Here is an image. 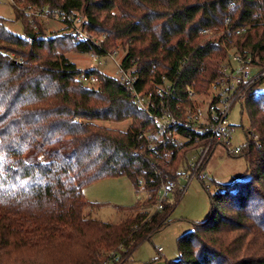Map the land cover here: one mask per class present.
Wrapping results in <instances>:
<instances>
[{
    "label": "trees",
    "instance_id": "1",
    "mask_svg": "<svg viewBox=\"0 0 264 264\" xmlns=\"http://www.w3.org/2000/svg\"><path fill=\"white\" fill-rule=\"evenodd\" d=\"M16 1L81 15L85 28L108 40L104 49L75 43L69 27L47 33L15 7L22 37L0 18V264H102L112 252L121 256L114 264H125L171 223L176 205L168 200L152 212L147 204L177 178L184 150L172 143L159 153L146 150L138 137L156 129L151 114L126 85L98 68L79 69L67 54L103 55L120 41L128 47L123 66L142 69L138 90L154 89L166 75L181 93L188 84L207 92L227 55L228 18L248 28L234 40L236 50L264 71V0ZM214 28L220 31L203 34ZM84 76H97L98 87L86 86ZM263 79L243 105L250 121L239 154L247 161L245 179L211 197L210 218L179 238L180 257L168 264H264V92H257ZM125 121L132 122L126 132L99 124ZM122 176L135 187L144 181L149 203L120 207L118 224L89 215L100 204L85 189Z\"/></svg>",
    "mask_w": 264,
    "mask_h": 264
},
{
    "label": "built area",
    "instance_id": "2",
    "mask_svg": "<svg viewBox=\"0 0 264 264\" xmlns=\"http://www.w3.org/2000/svg\"><path fill=\"white\" fill-rule=\"evenodd\" d=\"M2 1L4 0H0ZM7 1L17 7L32 25L35 21L44 26L52 20L59 21L70 28L75 43L91 42L98 48H105L108 37L105 35L98 37L91 33L83 26L84 21L81 15H75L62 9L18 3L16 0ZM115 14L113 12V15ZM217 31H220L219 28L206 29L203 34L212 35ZM222 31L223 44L227 45V55L221 65L220 75L210 83L207 92L198 93L192 85L188 84L181 93L176 82L166 75L153 83L154 89L138 90L137 85L140 82L142 69L136 64L129 67L123 66L128 53L126 49H122L125 56L118 64L114 77L132 91L139 108L151 114L156 124V129L144 131L138 137L146 150L159 153L160 149L165 148L168 143H172L177 149L184 150L181 162L184 168L183 170L178 168L176 174L177 179L184 176L187 184L179 188V195L186 192L196 177L201 178L202 172L217 148L222 147L224 152L230 156L241 153V148L232 147L233 128L229 117L235 104L245 100L250 89L264 78V71L257 68L252 55L242 54L234 46V40L244 36L248 28L235 26L233 20L228 18ZM118 52L119 49H113L103 55L95 52L89 53L92 58V69H97L99 56L115 59ZM82 79L91 87L100 83L97 76H84ZM136 188L138 198H141V193L146 196L141 203H149L152 191L146 188L145 182L139 181ZM175 189H178L177 180H168L163 183L155 200L147 204L148 209L152 212L164 210L171 192ZM115 262L120 263L121 256H116L112 252L102 264H114Z\"/></svg>",
    "mask_w": 264,
    "mask_h": 264
},
{
    "label": "rangeland",
    "instance_id": "3",
    "mask_svg": "<svg viewBox=\"0 0 264 264\" xmlns=\"http://www.w3.org/2000/svg\"><path fill=\"white\" fill-rule=\"evenodd\" d=\"M115 11L117 12V10ZM0 18L6 21V27L11 32L18 36H25L24 24L21 19H18L15 6L7 0L0 2ZM44 27L47 33H55L65 28V25L62 22L52 20L46 23ZM118 44L119 46L114 48L119 49L115 59L99 56L96 65L100 71L112 77L116 76L118 64L125 56L122 49L128 50V47H123L120 41ZM67 57L81 70H90L93 67L89 53L73 51L68 53ZM86 86L91 87L90 84H86ZM257 92H264V79L257 87ZM243 105L244 100L238 101L229 117L233 128L231 139L233 148H242L247 144V131L250 129V121ZM99 124L126 132L131 127L132 122H101ZM179 168L183 170L184 164L181 163ZM246 175V157L243 154L235 157L230 156L224 152L222 147H219L206 165L201 178L196 177L183 195H179V188L184 187L187 180L184 176L176 178L178 189L173 190L169 196V202L176 205L171 216V223L155 233L151 239L140 244L125 264H168L170 261L178 260L180 257L178 251L179 238L192 231L194 224L206 222L210 218L212 214L211 197L222 190L223 185L245 179ZM86 190L91 193L88 200L100 204L98 208L89 209V215L112 224H118L124 218V214L119 211L120 207L134 206L146 198L144 193H141V198H138L137 188L132 180L126 176L98 181L87 187Z\"/></svg>",
    "mask_w": 264,
    "mask_h": 264
},
{
    "label": "crops",
    "instance_id": "4",
    "mask_svg": "<svg viewBox=\"0 0 264 264\" xmlns=\"http://www.w3.org/2000/svg\"><path fill=\"white\" fill-rule=\"evenodd\" d=\"M87 189V188H86ZM85 189V191H84V194H85V196H86V198L88 199V198H90V195H91V193H90V191H87ZM92 201V200H91Z\"/></svg>",
    "mask_w": 264,
    "mask_h": 264
}]
</instances>
